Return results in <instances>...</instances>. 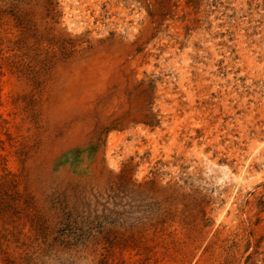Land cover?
<instances>
[{
  "label": "rangeland",
  "instance_id": "1",
  "mask_svg": "<svg viewBox=\"0 0 264 264\" xmlns=\"http://www.w3.org/2000/svg\"><path fill=\"white\" fill-rule=\"evenodd\" d=\"M0 264H264V0H0Z\"/></svg>",
  "mask_w": 264,
  "mask_h": 264
},
{
  "label": "trees",
  "instance_id": "2",
  "mask_svg": "<svg viewBox=\"0 0 264 264\" xmlns=\"http://www.w3.org/2000/svg\"><path fill=\"white\" fill-rule=\"evenodd\" d=\"M5 251L2 249V247L0 246V255H5ZM5 263L6 264H15L14 261H11L10 259H5Z\"/></svg>",
  "mask_w": 264,
  "mask_h": 264
}]
</instances>
